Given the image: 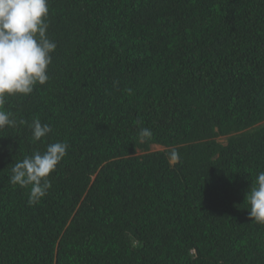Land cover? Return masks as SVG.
I'll list each match as a JSON object with an SVG mask.
<instances>
[{
    "label": "trees",
    "instance_id": "obj_1",
    "mask_svg": "<svg viewBox=\"0 0 264 264\" xmlns=\"http://www.w3.org/2000/svg\"><path fill=\"white\" fill-rule=\"evenodd\" d=\"M48 23L50 79L5 104L26 123L0 130V264H264L245 202L264 171V0H49ZM60 141L29 205L11 169Z\"/></svg>",
    "mask_w": 264,
    "mask_h": 264
},
{
    "label": "clouds",
    "instance_id": "obj_2",
    "mask_svg": "<svg viewBox=\"0 0 264 264\" xmlns=\"http://www.w3.org/2000/svg\"><path fill=\"white\" fill-rule=\"evenodd\" d=\"M48 15L49 0H0V130L26 123L22 119L18 122L12 112L5 110L7 99L29 96L37 85L50 79L47 69L57 45L47 34ZM30 129L33 141H41L52 131L38 118L32 120ZM138 137L141 141L150 139L152 132L142 128ZM68 147L64 141L50 143L43 152L35 151L14 164L8 180L12 185L29 188V205L47 195L51 188L48 176L66 156ZM170 158L177 161L179 154L173 151ZM245 202L248 218L264 225V171L251 182Z\"/></svg>",
    "mask_w": 264,
    "mask_h": 264
},
{
    "label": "rangeland",
    "instance_id": "obj_3",
    "mask_svg": "<svg viewBox=\"0 0 264 264\" xmlns=\"http://www.w3.org/2000/svg\"><path fill=\"white\" fill-rule=\"evenodd\" d=\"M220 142L225 143V138H220L219 139ZM152 150H162L163 148L159 147V146H151Z\"/></svg>",
    "mask_w": 264,
    "mask_h": 264
}]
</instances>
